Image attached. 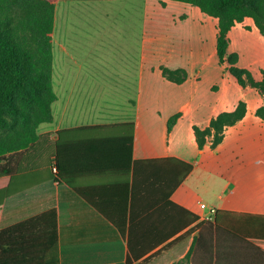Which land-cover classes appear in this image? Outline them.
I'll return each mask as SVG.
<instances>
[{
	"label": "rangeland",
	"instance_id": "1",
	"mask_svg": "<svg viewBox=\"0 0 264 264\" xmlns=\"http://www.w3.org/2000/svg\"><path fill=\"white\" fill-rule=\"evenodd\" d=\"M159 3L71 0L57 5V35L63 38L65 53L54 46L52 87L58 101L51 106L52 114L57 121L71 80L85 81L89 90L97 91L103 101L107 99L109 106L119 110L137 103L129 109L131 114L137 113L138 148L154 144L160 151L152 154H178L192 164L193 173L183 191L193 208L199 203L213 209L250 201L256 197L253 192L264 193V122L248 118L232 126L220 149L196 148L189 128L190 124L204 126L221 104L230 109L239 101L252 105L259 98L252 88L238 86L228 70L218 65L215 19L190 5ZM144 5L150 25L143 55L142 20L136 6ZM230 38V50L240 55L238 67L259 78L264 72V37L253 25L250 31L236 25ZM154 67L181 69L186 82L170 84L160 78L159 71L158 75L152 73ZM61 70L62 87H58ZM74 71H81V75ZM128 99L132 103L126 104ZM86 110L85 116L93 113L91 108ZM175 114L181 116L168 136L165 120ZM41 126L39 130L51 127ZM243 186L251 191L248 199L241 194Z\"/></svg>",
	"mask_w": 264,
	"mask_h": 264
},
{
	"label": "trees",
	"instance_id": "2",
	"mask_svg": "<svg viewBox=\"0 0 264 264\" xmlns=\"http://www.w3.org/2000/svg\"><path fill=\"white\" fill-rule=\"evenodd\" d=\"M163 1L190 5L215 19V52L219 65L228 70L238 86H249L264 95V72L261 73V79L255 81L248 70L236 66L239 56L230 51L231 30L236 25L249 30L245 25L247 20L264 37V0ZM53 25L54 6L48 0H0V159L6 154H15L33 145L38 139V128L53 121L51 105L56 100L52 87ZM162 75L176 84L185 80L181 71L163 68ZM245 114V103L238 102L232 111L219 113L207 127L200 129L194 126L197 148L202 150L207 139L211 138L210 148L215 149L223 140L225 128L241 121ZM255 115L264 120V106L259 107ZM180 116L175 114L167 120L168 132ZM122 126L131 129L126 138V150H122L126 159L119 164L121 170L124 168L121 172L125 180L111 185L107 204L102 202L98 186L76 185L74 177L70 175L74 168L71 158L57 143L54 144V151L49 154L53 155L50 180L73 190L126 238L128 252L125 264H133L155 246L171 238L180 228L197 221L198 217L169 200L191 173L192 165L173 157L133 160V124ZM119 141L123 144V140ZM223 213L226 212L216 210L215 224L218 223V215ZM251 219L260 220L246 228L242 244L236 251L221 250L217 243L218 233L215 232V245L205 255L208 261L205 264H264V218ZM22 225L19 227L38 229L41 235L37 242L41 249L35 252L28 248L21 264H35L37 260L38 264H45L47 252L57 241L56 211L52 209L44 212ZM151 227L159 233L148 235L146 231ZM139 233L144 236H139ZM189 234L190 231L186 232L165 249ZM33 241V238L28 237V242ZM192 245L183 258L184 264H199L190 262ZM158 254L160 252L144 259L142 264L148 263ZM12 264H20L19 259L12 260Z\"/></svg>",
	"mask_w": 264,
	"mask_h": 264
},
{
	"label": "crops",
	"instance_id": "3",
	"mask_svg": "<svg viewBox=\"0 0 264 264\" xmlns=\"http://www.w3.org/2000/svg\"><path fill=\"white\" fill-rule=\"evenodd\" d=\"M48 1L54 6L52 53L55 46L63 54L65 53V49L61 46V39L63 38L57 35L56 10L60 2L68 3L71 0ZM76 1L118 2L125 0ZM157 2H160V6H164L166 1L157 0ZM136 8L141 13V43L142 54L144 55L145 47L143 44L148 34L147 28L150 25L148 23L147 6L144 5L142 8L136 6ZM183 17L186 18L185 15H182ZM249 22L245 25L249 27L250 31L253 24L251 21ZM234 53L238 54L235 51ZM238 56L239 63L240 55L238 54ZM238 63L236 65L237 67ZM162 69V67H154L151 71L157 75L159 71V76L162 80L175 86H180L186 82V78L181 84L166 80L162 75ZM173 71L183 72L181 69H175ZM74 72L78 76L81 75V71ZM63 75V70H61L59 79L57 78L56 85L58 87H62ZM180 77L181 75L177 78ZM252 77L255 81H258L261 79V73L259 78L253 75ZM196 79L199 80L198 77ZM71 81V85L68 86L67 90V99L60 106L61 114L57 116V121L53 116L52 123L48 124L51 127L39 130L42 128L40 126L37 130V141L27 149L15 154H6L0 159V264H12V260L16 258L19 259L21 264L22 259H25L28 248L34 249L35 252L41 249V245H38L37 242L38 237L41 235L40 232L38 233V229L19 226H23V222L52 209L56 211L57 215V241L47 252L45 264H125L128 252L126 238H123L105 218L89 206L73 190L50 180L53 173L50 170V166L53 163V158H51L53 155L51 154L49 156V154L54 151V144L61 145L62 151L64 150L71 158L74 168L71 169L70 175L74 177L76 185L98 186L99 195H101V200L105 204L108 203L110 197L109 190H111V185L121 183L125 180V176L121 172L124 168L121 170L122 167L120 168L119 164L120 161L123 162L126 159L122 150H126V138L129 136L131 129L127 126H122L124 124H133V160L173 157L190 163L178 154H170L169 152L162 155L152 154L160 151L154 144L140 149L138 148L137 113L131 114L129 109V107H136L137 103H132L128 99L125 103H132L131 105L127 104L129 106L128 109L124 108L123 110H119L113 105L109 106L107 99L103 101L102 95L97 91L93 92L89 90V84H86L85 81ZM140 83L139 76L138 87H140ZM212 88L216 89L217 85H213ZM245 88L251 87L247 86ZM253 90L259 99L252 105H249L247 100L239 101L245 103L246 114L235 125L243 123L248 118H251L250 120L252 122H264V120L259 119L255 115L256 110L264 106V95H261L256 89ZM57 101L58 97L56 96L54 102ZM237 104L238 102L230 109L221 104V108L219 109L217 107L219 110H215L207 123L198 128L203 129L207 127L210 121L219 113L230 112ZM87 108H91L93 113L85 116ZM109 108H112V110ZM167 120L168 118L165 120V124H167ZM194 126L190 124L189 136L191 142L197 148L193 132ZM231 127L225 128L223 140L215 149L222 147L226 141V133ZM166 131L169 136L171 131L168 132L167 126ZM119 140H123V144ZM210 144L211 138H208L202 150L210 147ZM192 173L193 169L171 194L169 200L176 206L196 215L198 220L189 226L180 228L171 238L155 246L143 258L133 262V264H142L144 259L152 256L156 252H160V254L154 256L146 264H184L185 261L183 258L192 244L193 253L190 257V262L194 261L199 264H205L208 262L205 255H208L212 251L211 248L215 245V232L218 233L217 243L221 250L236 251L237 247L242 244L241 241L244 237L242 235L246 228L258 222L257 220H260L251 218H264V193L259 194L258 192H253V195L256 197L250 201L243 200L235 204L230 203L231 206L213 208L214 210L226 212L218 215V223L215 224L214 216L209 221L203 220V216L212 208L205 205L206 210H201L199 205L203 203L197 204V209L193 208V204L186 196V192L183 191ZM250 193L251 191L248 186L242 187L241 194L244 198L248 199L251 196ZM15 227L18 229L12 230ZM188 231H190L189 235L174 243L173 246L165 249L169 243L177 241V239L181 238ZM146 232H148V235H156L159 233H156V228L154 229L153 227L151 229L149 228ZM139 236L143 237L144 234L139 233ZM28 237L33 238L35 241L28 242ZM35 264H38V260Z\"/></svg>",
	"mask_w": 264,
	"mask_h": 264
},
{
	"label": "built area",
	"instance_id": "4",
	"mask_svg": "<svg viewBox=\"0 0 264 264\" xmlns=\"http://www.w3.org/2000/svg\"><path fill=\"white\" fill-rule=\"evenodd\" d=\"M199 208H200L201 210H206V206L203 205V204H200V205H199ZM215 212H216V210H214V209H209V210H208V213H207L206 215L203 216V220H205V221H209V220H211L212 217L215 215Z\"/></svg>",
	"mask_w": 264,
	"mask_h": 264
}]
</instances>
